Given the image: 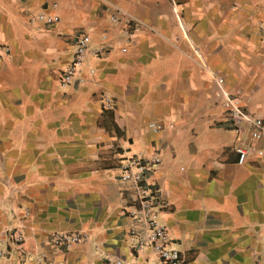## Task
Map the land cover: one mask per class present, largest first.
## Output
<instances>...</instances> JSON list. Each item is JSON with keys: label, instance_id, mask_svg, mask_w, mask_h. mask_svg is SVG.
Returning a JSON list of instances; mask_svg holds the SVG:
<instances>
[{"label": "crops", "instance_id": "obj_1", "mask_svg": "<svg viewBox=\"0 0 264 264\" xmlns=\"http://www.w3.org/2000/svg\"><path fill=\"white\" fill-rule=\"evenodd\" d=\"M36 1L47 3L36 13L56 6L48 32L23 21ZM110 6L141 23L125 52ZM79 27L106 48L61 87L53 74L74 45L60 41ZM1 44L0 264H162L131 247L137 194L120 161L135 154L160 157L146 178L183 264H264V154L237 162L216 96L264 116V0H0ZM76 230L86 238L69 249L47 241Z\"/></svg>", "mask_w": 264, "mask_h": 264}, {"label": "built area", "instance_id": "obj_2", "mask_svg": "<svg viewBox=\"0 0 264 264\" xmlns=\"http://www.w3.org/2000/svg\"><path fill=\"white\" fill-rule=\"evenodd\" d=\"M53 5L49 10L37 12L33 17V22H40L47 27L53 26L58 15L53 11ZM109 20L113 26H119L121 39V52H125L132 43L134 34L140 29V21L129 14L124 9L117 6H110ZM106 35H103V39ZM104 42L95 43L91 35L87 32H79L75 36L72 57L67 66L61 71L59 84L66 87L71 84L87 55L100 56L105 51ZM8 52L7 46L0 47V52ZM220 106L226 117L233 122V130L237 134L238 143L233 147L237 155L239 164L245 163L251 156H262L264 147L259 145L264 141V116L247 113L241 98L238 94H232L226 89L218 91ZM104 109L111 110L113 107L112 98L104 94L102 98ZM160 162L158 155L150 157L142 154L124 157L120 161V178L124 182L131 183L136 190V199L132 208L126 214L135 224L129 229L131 247L135 251L148 249L154 253L162 264H183L180 251L171 247L167 226L159 220V214L164 208L165 201L160 189L153 183H149L146 178L148 171L153 169ZM86 235L79 230L76 231H56L50 234L47 239L53 247L71 248ZM14 239L21 237L15 234ZM4 255V249L0 241V257ZM117 264H120L118 261Z\"/></svg>", "mask_w": 264, "mask_h": 264}, {"label": "rangeland", "instance_id": "obj_3", "mask_svg": "<svg viewBox=\"0 0 264 264\" xmlns=\"http://www.w3.org/2000/svg\"><path fill=\"white\" fill-rule=\"evenodd\" d=\"M55 1H57L58 3H62V4H65V2L67 1V0H55ZM31 7L30 8H25L24 9V11H23V14H24V16H23V21H24V23L26 24V23H28V24H31V23H33V21H32V17L36 14V10L41 6V7H44V6H47V3L45 2V3H39V1H36V2H33V4L32 5H30ZM245 11L246 10H243V12L245 13ZM95 15H97V17H99V18H105L106 17V13H105V8L104 7H102V5H98L96 8H95ZM246 25L247 24H244L243 26H241V27H245L246 28ZM27 28V26L26 25H24V29H26ZM42 29V28H41ZM82 30H84V27H79V29H76L75 30V32H74V34H73V36L71 37V38H69V39H64V40H61L60 41V43H63V45H64V47L65 48H68L70 45H74V37L77 35V34H79V32H81ZM25 32L27 31V30H24ZM42 32H44V31H49L48 30V28H47V26L45 27L44 26V29H42L41 30ZM59 43V42H58ZM2 46H7L8 47V45L7 44H1L0 45V47H2ZM48 47H56V43L54 42V40H53V42L52 43H50L49 45H48ZM198 60H203V58H198ZM225 63H227L226 62V58H225ZM257 65H259V61L257 60ZM59 74L60 73H54L53 75H55V77H56V79H58L59 78ZM216 96H217V93H216ZM217 98V97H216ZM107 112V111H106ZM106 114V113H105Z\"/></svg>", "mask_w": 264, "mask_h": 264}, {"label": "trees", "instance_id": "obj_4", "mask_svg": "<svg viewBox=\"0 0 264 264\" xmlns=\"http://www.w3.org/2000/svg\"><path fill=\"white\" fill-rule=\"evenodd\" d=\"M106 111H107V112H106ZM103 112L106 113V114H108V115H111V112H110V110H108V109H104V108H103Z\"/></svg>", "mask_w": 264, "mask_h": 264}]
</instances>
